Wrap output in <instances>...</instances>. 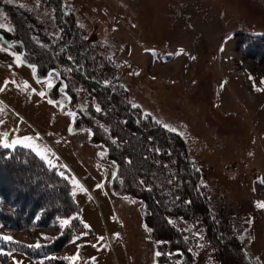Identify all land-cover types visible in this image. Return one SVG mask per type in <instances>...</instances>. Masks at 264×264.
<instances>
[{"label":"rangeland","instance_id":"1","mask_svg":"<svg viewBox=\"0 0 264 264\" xmlns=\"http://www.w3.org/2000/svg\"><path fill=\"white\" fill-rule=\"evenodd\" d=\"M62 3L87 40L104 50L128 101L181 137L217 226L236 233L254 262L264 264V207L259 206L264 203V56L251 46L247 55L236 39V33L264 36V0ZM5 6L21 19L34 17L48 43L60 35L53 0H0V31L13 33ZM11 42L0 39V73L11 74L0 93V149H29L61 177L83 226L72 221L73 238L34 260L30 249L59 236L66 226L61 221L71 222L72 213L25 230L0 225V264H217L198 221L179 225L190 252L187 260L155 245L142 227L140 203L109 191L114 168L103 151L88 143L86 130H69L64 95L48 98L55 76L33 88L9 68L20 63L18 48L8 47ZM66 75L73 108L84 114L89 105L96 110ZM31 112L46 122L48 133L32 122ZM0 209L11 212L1 201Z\"/></svg>","mask_w":264,"mask_h":264},{"label":"trees","instance_id":"2","mask_svg":"<svg viewBox=\"0 0 264 264\" xmlns=\"http://www.w3.org/2000/svg\"><path fill=\"white\" fill-rule=\"evenodd\" d=\"M53 2L52 12L60 33L53 43L40 33L42 25L34 17L26 14L21 19L6 6L3 9L12 22L13 33L0 31V39L13 41L8 47L18 48L19 62L30 69L36 83L55 76L47 96L54 100L57 93L64 95L63 108L74 115L69 130H86L88 143L103 151L115 167L112 191L140 203L147 234L155 242H162L156 246L166 245L185 259L190 252L179 231L180 222L198 221L217 264H256L236 233L217 226L200 172L191 164L181 137L154 122L137 106L132 107L101 46L87 40L62 0ZM236 37L246 54L251 46L257 48L259 57L264 56V36L236 33ZM67 72L83 90L88 104L94 102L100 111L90 105L85 114L73 108L75 96L69 88ZM59 87L62 92L57 90ZM0 201L11 211L0 209V225L8 229L41 227L72 213L71 222L59 236L40 249H30L34 260L43 256V251L73 238L76 223L72 221L82 225L66 182L21 146L0 149Z\"/></svg>","mask_w":264,"mask_h":264},{"label":"crops","instance_id":"3","mask_svg":"<svg viewBox=\"0 0 264 264\" xmlns=\"http://www.w3.org/2000/svg\"><path fill=\"white\" fill-rule=\"evenodd\" d=\"M9 68L10 69H13L14 68L13 71H16V76L18 78L26 81L33 88H36L35 85H34L35 81H34V79L32 77V74H31V71H30L29 68H27L26 66L22 65L21 63H19L17 65L11 63V66H9ZM7 78H8V80H7ZM9 78H11V74L9 76L8 75H5V77H4L3 71H1V73H0V93H2V94L5 93L6 87L8 86L7 85V82L11 83V80H9ZM18 88H19V86H18ZM16 106L18 107L19 105H16ZM30 114L33 115V117L31 118L32 119V122L34 121L33 122L34 124H36L40 129H42L44 131H47V133H48L49 131H48L46 122L43 121V120H41L39 118V116L35 115L33 112H31Z\"/></svg>","mask_w":264,"mask_h":264},{"label":"water","instance_id":"4","mask_svg":"<svg viewBox=\"0 0 264 264\" xmlns=\"http://www.w3.org/2000/svg\"><path fill=\"white\" fill-rule=\"evenodd\" d=\"M68 113H70L71 114V124L69 125V128L71 127V125H72V121H73V113L72 112H68ZM114 172H115V167H114V169H113V171L111 172V175H110V182H109V189H110V192H111V186H110V183H111V180H112V178H113V176H114ZM112 193V192H111ZM141 224H142V227H143V229H144V231H145V233H146V235H147V231H146V227H145V225H144V222H143V220H141ZM162 242H155V244L156 245H159V244H161Z\"/></svg>","mask_w":264,"mask_h":264},{"label":"snow or ice","instance_id":"5","mask_svg":"<svg viewBox=\"0 0 264 264\" xmlns=\"http://www.w3.org/2000/svg\"><path fill=\"white\" fill-rule=\"evenodd\" d=\"M69 59H71V58H69ZM41 95H43V93H41ZM132 107H136V105H132ZM96 111H100V108L98 107V108L96 109ZM10 146H11V145L5 143V147H10ZM97 187H100V185H97ZM259 206H260V207H264V203H261ZM61 223H62L63 225H67V224L69 223V221H68V220H63V221H61ZM86 227H87V225H86ZM5 239H11V238L6 237ZM101 239H103V238H101ZM39 246H40L39 244L36 245V247H39ZM156 255H160V253H156Z\"/></svg>","mask_w":264,"mask_h":264},{"label":"flooded vegetation","instance_id":"6","mask_svg":"<svg viewBox=\"0 0 264 264\" xmlns=\"http://www.w3.org/2000/svg\"><path fill=\"white\" fill-rule=\"evenodd\" d=\"M110 186H111V183H110ZM109 191H110V189H109ZM111 194L114 196V197H117V198H126V197H123L122 195H120V194H117V193H115V192H113L112 191V187H111ZM128 199V198H127ZM129 200H131V199H129ZM133 201V200H132ZM140 219L142 220V217L140 216ZM156 245V244H155ZM168 247V246H167Z\"/></svg>","mask_w":264,"mask_h":264}]
</instances>
